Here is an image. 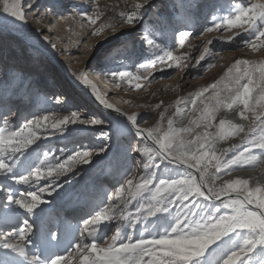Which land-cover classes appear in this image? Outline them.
<instances>
[{
  "label": "snow or ice",
  "instance_id": "obj_1",
  "mask_svg": "<svg viewBox=\"0 0 264 264\" xmlns=\"http://www.w3.org/2000/svg\"><path fill=\"white\" fill-rule=\"evenodd\" d=\"M152 2L124 0L121 8L91 0V11L81 5L74 15L60 14L62 21L79 18L93 37L110 32L111 39H119L117 33L123 36L126 28L140 29L149 55L132 68H106L123 46L117 45L96 69L85 66L72 73L101 104L123 117L99 132L110 145L89 139L71 150L45 151L49 136L71 134L73 126L89 133L105 121L79 110L62 115L45 109L22 117L13 113L7 91L0 94V264H264V56L236 58L218 78L173 104L124 101L153 112L162 109L152 126L141 125V113L121 112L109 103L96 82L146 91L147 84L166 78L157 72L189 67L191 53L199 47L189 43L186 51L178 49L185 48L187 38L205 33L232 34L207 40L197 65L209 57L215 60L219 53L210 46L216 41L228 51L259 53L264 50V0H183L174 10L175 21L145 23ZM204 9L208 23L197 32L190 21ZM56 12L39 0H0V58L25 44L14 35L22 30L19 25L29 17L40 23ZM167 28L174 31L173 42L165 37ZM213 67L214 62L206 64V70ZM57 102H62L59 97ZM129 132L135 146L127 139ZM235 138L238 143H229ZM223 143L228 146L220 148ZM113 148L121 179L104 201L77 216L78 203L70 192L57 191L63 189L58 181L108 157ZM133 152L135 167L124 166ZM53 192L59 203L42 196Z\"/></svg>",
  "mask_w": 264,
  "mask_h": 264
},
{
  "label": "rangeland",
  "instance_id": "obj_2",
  "mask_svg": "<svg viewBox=\"0 0 264 264\" xmlns=\"http://www.w3.org/2000/svg\"><path fill=\"white\" fill-rule=\"evenodd\" d=\"M182 2L183 0H153L152 7L147 9L145 23L159 24L161 20L167 21L168 19L175 21L177 17L174 15V10L179 8ZM197 2L220 4L224 3L225 0H197ZM39 3L41 6L52 5L57 9V12L48 14L47 18L40 23L29 17V22L24 25L28 32H24L23 25H19L22 30L15 32L14 35L23 37L25 44L13 54L0 58V94L5 90L7 91L13 105V113L18 112L22 117L28 116L32 112L42 113L45 109L62 115L73 110H79L81 113L95 115L105 121L104 125L96 126V130L89 133L78 132L76 129L80 126H73L74 130L71 134L49 136L48 140L45 141V148L43 149L45 151L50 148L55 152L62 147L71 150L78 144L89 143V139L97 145L101 142L110 145L111 141H102L99 132L108 131L114 123L123 118L104 109V105L95 98L89 89L71 79V74L85 66L96 69L101 58L117 45L123 46L120 47L118 53L113 52L106 68L112 70L132 68L138 61L149 55L139 39L140 29L137 28L133 31L126 28L123 36H119L117 33L119 39H111L112 34L110 32H106L100 37H93L90 35L91 29L83 26L79 18L68 19L67 21L60 19L61 13L65 16L74 15L81 5L88 7V10L91 11L89 7L91 0H39ZM100 3L101 5L118 3L121 8L124 7V0H100ZM106 15H111V13L107 12ZM207 16L208 9H204L196 12L191 19L190 23L197 32L207 25L208 20L205 19ZM221 34L228 36L232 33L212 32L205 33L203 36L197 35L195 39L187 38L185 48L178 49V53L186 51L189 43L199 47V51L191 53L192 59L188 62L189 67L184 68L183 71L165 68L163 73L157 72V77L164 76L166 78L156 79L150 84L142 81V83L147 84L146 91L143 89L125 91L126 86L116 89L111 84H108V88H106V85L102 84L101 81L96 82L102 93L106 94L109 103L119 108L121 112L131 113L135 111L141 113V125L152 126L162 109L153 112L149 107H132L124 101L130 100L133 104L152 105L163 100L165 105L173 104L178 97L185 96L218 78L236 58L259 59L264 56V50L255 54L248 49L235 52L228 51L226 50L227 45L216 41L210 46L214 53H219L215 56V60L213 61L212 57H209L208 60L197 65L195 61L203 52L202 45L207 40ZM44 36H48L49 40L45 41ZM105 36H108L109 39L105 40ZM165 37L169 42L175 40L172 28L165 30ZM88 44H92L94 47L87 48L86 45ZM176 44L178 46V41ZM208 62H214L215 67L206 70ZM181 68H183V64ZM57 97L62 102L58 103ZM21 98L23 102H21ZM174 110L173 108L169 111L171 113ZM10 119L13 125L17 123L15 116L10 117ZM187 122L185 119L183 123L187 124ZM127 139L132 140L135 146L136 138L133 133L129 132ZM231 141L238 143L239 138ZM115 151L116 149L113 148L108 157H103L101 161L91 166L83 165L76 175L69 173L67 177H61L58 181V183L63 184V189L58 188L57 191L61 192L62 195L70 192L73 202L78 203L77 216L86 215L95 205L104 201L106 194H110L112 186L121 179L117 171L119 162L116 158H112ZM57 154L59 153L57 152ZM129 155L131 159L124 161L123 164L124 166L130 164L135 167V160L138 156L134 152ZM42 196L49 201L60 202L56 192H53L51 196L48 193H43Z\"/></svg>",
  "mask_w": 264,
  "mask_h": 264
},
{
  "label": "bare ground",
  "instance_id": "obj_3",
  "mask_svg": "<svg viewBox=\"0 0 264 264\" xmlns=\"http://www.w3.org/2000/svg\"><path fill=\"white\" fill-rule=\"evenodd\" d=\"M22 29L24 30V32H28V30L24 27V25L22 26ZM71 79H73L74 81L78 82L74 76L71 74ZM80 83V82H79ZM103 84V83H102ZM105 86V85H104ZM112 86V85H111ZM106 88H108V86L106 85L105 86ZM228 118H233L232 116H229ZM229 143H234V141H229ZM228 146V143H223L221 145H219L220 148H223V147H227ZM255 174H258V173H250V172H237L236 175H242V176H246V175H255Z\"/></svg>",
  "mask_w": 264,
  "mask_h": 264
},
{
  "label": "water",
  "instance_id": "obj_4",
  "mask_svg": "<svg viewBox=\"0 0 264 264\" xmlns=\"http://www.w3.org/2000/svg\"><path fill=\"white\" fill-rule=\"evenodd\" d=\"M37 49H38V48H37ZM86 89H88V88L86 87ZM103 108L106 109V110H108V111H111L112 113H114V114H116V115H118V116H120V117H122L121 114L117 113L116 111H113V110H111V109H109V108H107V107H105V106H103ZM122 118H123V117H122Z\"/></svg>",
  "mask_w": 264,
  "mask_h": 264
}]
</instances>
